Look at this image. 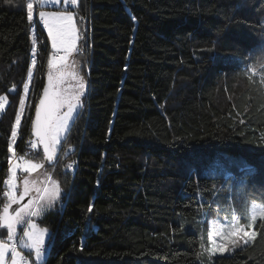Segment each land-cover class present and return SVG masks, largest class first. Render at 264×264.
<instances>
[{
  "label": "trees",
  "instance_id": "obj_1",
  "mask_svg": "<svg viewBox=\"0 0 264 264\" xmlns=\"http://www.w3.org/2000/svg\"><path fill=\"white\" fill-rule=\"evenodd\" d=\"M28 2L0 0V96L9 100L0 111V193L32 62L38 8L30 21ZM75 6L77 55L88 83L84 105L47 165L63 192L36 221L49 232L46 257L37 262L32 251L17 248L31 264H207L199 261L201 238L185 229L186 221L228 188L223 180L233 165L246 169L250 199L264 194V86L259 73L252 81L244 75L264 55V0H77ZM37 31L29 102L13 145L27 160L46 159L44 147L28 146L54 51L45 28ZM69 147L73 152L64 155ZM240 186L231 182V197L223 199L242 210ZM5 202L0 195V206ZM254 227V243L208 264H264V226Z\"/></svg>",
  "mask_w": 264,
  "mask_h": 264
},
{
  "label": "snow or ice",
  "instance_id": "obj_2",
  "mask_svg": "<svg viewBox=\"0 0 264 264\" xmlns=\"http://www.w3.org/2000/svg\"><path fill=\"white\" fill-rule=\"evenodd\" d=\"M11 3L12 0H6ZM67 2V0H66ZM75 3V0H72ZM41 6L47 3V0H37ZM27 16L33 20L34 4L29 0L26 4ZM39 17L44 21L48 30V35L51 37L52 47L57 54L61 51L64 55H54L48 61V85L43 90V97L36 108V117L34 121V132L43 143L46 160L52 161L55 156L56 148L59 143L61 133L67 128L68 122L73 117V113L79 106L81 95L84 90L83 77L76 76L75 73H65L61 71L64 61L67 59L76 44L77 29L73 23L71 13L59 12H39ZM35 64V60L32 62ZM31 68L29 75H31ZM259 73L260 84L264 86V55L249 66L244 72L250 81ZM66 75H72L76 80L70 92H66L61 88ZM24 89L27 91L28 84H24ZM6 97L0 96V109L4 108ZM21 105L24 104V99L20 100ZM66 109V110H65ZM19 113L16 116V125L20 123ZM243 123V121H241ZM17 134L16 126L12 128V137ZM32 147H36L35 144ZM8 150L11 153L8 159V174L3 181L5 191L0 193L5 198V203L0 206V227L7 229V242L0 241V264H5L6 254L11 253V264H28L26 258L17 251L15 241L16 229L20 224H26L23 231V236L20 238L21 243L25 247L32 250L35 254L37 262H43L46 254V236L49 235L48 229L40 228L33 222L32 217L41 215L46 209L51 208L54 202L60 198L62 189L58 182L51 181L47 173L43 183L36 179H30L33 173L39 174V170L44 167L43 162H34L25 159L23 156H18L13 150V144L10 142ZM75 162L66 165L67 168H72ZM245 164L247 161L244 162ZM18 170L27 175L19 177L21 180L20 187L22 191L18 193ZM241 171L246 169L241 168ZM241 186L236 192V197L242 203V211L237 212L232 205L228 206V211L225 217V223L219 224L214 222L208 233V243L210 247L205 249L201 243V249L208 251L209 254L221 253L226 250L233 251L241 244L248 245L254 243L257 238V232L253 230L254 226L259 221L261 226H264V194L258 199L249 198L244 178L241 177ZM228 190L231 192V177L226 181ZM25 197H30L26 204H21ZM12 205H20L12 212L9 210ZM88 211H92V206L89 205ZM245 221L241 223V221Z\"/></svg>",
  "mask_w": 264,
  "mask_h": 264
},
{
  "label": "rangeland",
  "instance_id": "obj_3",
  "mask_svg": "<svg viewBox=\"0 0 264 264\" xmlns=\"http://www.w3.org/2000/svg\"><path fill=\"white\" fill-rule=\"evenodd\" d=\"M31 2H33V4H34V9H33V15H34L35 12H36V3H35V0H31ZM41 11H44V12L71 13L72 14L73 23H74V25H75V27L77 29V32H76V44H75L74 50L71 53L68 54L67 59L64 61V65L61 67V71H64L65 73H75L76 76L83 77V80H84V90H83V94L81 95L80 104L76 108V110L74 111L72 119L69 120L66 130L61 133V136L59 138V143H58L57 148H56L54 159L52 161H48L46 159H40V160L30 159V161H34V162H43L44 167L39 170V174L33 173L32 176L30 177V179H36V180L40 181L41 183H43L44 180H45V175H44L45 173L48 174V176L50 177L51 181L58 182V180L56 178L52 177V173L47 168V165L49 163L53 162L57 158V154H58V152H59V150L61 148L62 141L66 138V135H67V133H68V131H69V129H70V127H71L76 115H77V113L79 112V110L84 105V99H85V95H86V92H87V84L88 83H87V78H86V75H85V63L77 55L78 52H80V50H81V47H80V44H81V33H80L81 28H80V25H79V22H78L77 9H76L75 3H73L72 0H67V2H66V0H47L46 4H44L43 6H41V5L39 6L38 15H39V12H41ZM43 23H44V21H43ZM44 28H45V32H46V34L48 36L51 48H52V50H54L53 47H52L51 37L48 35V30H47V27L45 26V24H44ZM54 51H56V50H54ZM54 55H64V53L62 51L60 53H58V54L57 53L56 54L53 53V54H51L50 59ZM33 60H35V63H36V60H37L36 56L32 58V62H33ZM32 62H31V68H33L34 65H35ZM32 76H33V73L31 71V75L28 76V82H27L28 89H27V91H25V94H24V97H23L24 104L22 105V110H21V113H20L21 114L20 117H22L25 109L28 106V102H29L28 101V94H29V90H30L29 80H31ZM75 84H76V80L73 78V76L72 75H66L65 78H64V83L61 85V88L63 90H65L66 92H70L72 87H73V85H75ZM47 85H48V83H47ZM3 97H6V96H3ZM8 103H9V100L6 97V100L4 102V108H6ZM3 109H0V111H2ZM19 126H20V123L18 125H16V131L17 132H18ZM16 136H17V134H16ZM15 140H16V137L12 138V144L15 142ZM31 142H32V144L36 145V147H31L34 150L39 149L42 146L41 143H40V140L38 138H36V137H35V139L31 140ZM241 173H242V171L239 170L238 166L233 165L231 174H228L226 177H230L231 176L232 177L231 178V182L232 183L233 182H238L239 183L241 181L240 178L242 177ZM23 175H27V174L26 173H22V172H20L18 170V172H17V176H18V193L17 194H19V192L22 191V188L20 187L21 180L19 179V177H21ZM226 180H227V178H225L223 180V184H226ZM59 187H60V185H59ZM62 192H63V190L61 191V194H62ZM220 193H222V196L219 195ZM231 193H232V190L230 192L228 190V188L226 190H222L221 191V189H220V191L219 190L216 191L213 205L209 206L208 208H204L196 217H194L191 220L186 221L185 229L192 230V231H195L196 233H198L200 238H201V241H202L201 243L204 244L205 249H208L210 247V245L208 243V233H209L210 228L214 225V222H218L219 224H224L225 223V217H226V213L228 211V206L232 205V207H234L237 212H241L242 211L240 208L235 207V203L232 200L228 201V200H224L223 199V196L226 197L227 199H228V197L230 198L231 197ZM29 199H30V197H28V200ZM28 200L26 201V203L28 202ZM56 202H57V200L54 202V205L51 208L46 209L41 215L31 218L33 220V222L35 224H37L40 228H44V227L40 226L36 222L37 219L39 217L43 216L45 213H47L53 207H55ZM241 205H242V203H241ZM244 222L245 221H243V220L241 221V223H244ZM22 227L25 228L26 224H20V225L17 226L16 237H15V241L14 242L16 243V245L19 244L20 247H22L24 249H27L29 251H32L29 248L25 247V245L23 243H21V241H20V238L23 236V233H22L21 237H19L20 236V232H21L20 229ZM253 230H255V227L253 228ZM5 233H6V237H7V229H5ZM48 236H46V241H45L46 248H48V246H49V244H48ZM3 242H7V241H3ZM242 246H243V244H241L236 249H239ZM17 251L21 252V248H18ZM233 251L226 250L223 254H231ZM217 254H221V253H216V254H211L210 255L208 251H205V250L201 249L200 256H199V261L203 262V263H207V264L211 263V257L214 256V255H217ZM33 255H34V259H35L34 252H33ZM5 264H11V253L10 252L8 254H6Z\"/></svg>",
  "mask_w": 264,
  "mask_h": 264
},
{
  "label": "built area",
  "instance_id": "obj_4",
  "mask_svg": "<svg viewBox=\"0 0 264 264\" xmlns=\"http://www.w3.org/2000/svg\"><path fill=\"white\" fill-rule=\"evenodd\" d=\"M35 2H36V6H37V8H39L40 5L37 3V0H35ZM35 19H36V20L34 21V23H32V26H31V35H32L33 40H34V46H33V49H32V58L35 57L36 54L39 52V41H38L37 25L42 26V27L44 28V23H43V21L40 19L38 13H37V16H36ZM34 47H35V48H34ZM53 53L56 54L57 52H56V51H53ZM13 145H15V142L13 143ZM32 145H33V144H32V142L30 141V142L28 143V146H29V147H32ZM73 150H74L73 147H69V148H67V149L64 151V155H68L69 153L73 152ZM16 154H17L18 156H21L19 153H16ZM25 159H27V158H25ZM73 165H74V164H73ZM21 254H22V256H23L24 258L27 259L28 264H31V263H30V257H29V255L26 254V253H24V252H22Z\"/></svg>",
  "mask_w": 264,
  "mask_h": 264
},
{
  "label": "water",
  "instance_id": "obj_5",
  "mask_svg": "<svg viewBox=\"0 0 264 264\" xmlns=\"http://www.w3.org/2000/svg\"><path fill=\"white\" fill-rule=\"evenodd\" d=\"M75 4H77V0H75ZM43 97V95L41 96V98ZM40 98V100H41ZM40 102V101H39ZM39 105V104H38ZM35 117H36V113H35ZM34 121H35V118H34ZM33 131H34V122H33ZM35 134V132H34ZM36 138H38L36 135H35ZM39 139V138H38ZM41 143V142H40ZM41 145L43 146V143H41ZM44 147V146H43ZM28 200V197H25L23 201H21V204H25L26 201ZM20 205H12V208L9 210L10 212H12L14 209H16L17 207H19Z\"/></svg>",
  "mask_w": 264,
  "mask_h": 264
},
{
  "label": "crops",
  "instance_id": "obj_6",
  "mask_svg": "<svg viewBox=\"0 0 264 264\" xmlns=\"http://www.w3.org/2000/svg\"><path fill=\"white\" fill-rule=\"evenodd\" d=\"M18 249V248H17ZM21 253V252H20Z\"/></svg>",
  "mask_w": 264,
  "mask_h": 264
}]
</instances>
